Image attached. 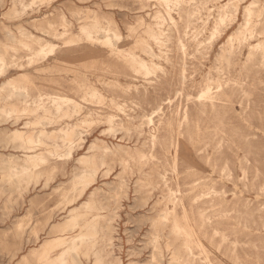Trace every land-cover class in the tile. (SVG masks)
<instances>
[{
  "label": "rangeland",
  "instance_id": "obj_1",
  "mask_svg": "<svg viewBox=\"0 0 264 264\" xmlns=\"http://www.w3.org/2000/svg\"><path fill=\"white\" fill-rule=\"evenodd\" d=\"M182 1L186 4L195 2ZM199 1L201 3L196 6L191 4V8L195 9L187 18L177 5L171 4L168 7L170 18L163 19L162 12L160 18L155 17L157 10L162 9L149 0H0V42L4 45L2 53L5 55L0 85L7 79H18L23 72L29 75L34 86L24 80H20L19 84L29 85L31 95L36 89H40L81 104L79 113L71 112L72 105L69 103L64 104L61 112L54 111L51 115L53 124L47 126V137L34 149L27 150L22 148L25 144L21 140L11 139L10 130L20 128L27 131L31 139H35L45 128L42 123L46 120L42 114L22 112L25 105L23 93L8 96L10 91H5L0 102L1 107L14 108L17 113L9 119H6L4 113H0V264H21L28 256L29 262L36 264V258L30 254L42 244L55 240L57 236L68 239L79 233L84 235V239L77 241L76 250L67 256L65 264H183L182 260H172V252L179 247L181 239L170 233V219L172 215L181 216V202L186 206L195 203V194L207 189L208 185L204 187L201 185L204 180L200 181L183 201H179L178 197L182 193L175 191L184 190L187 185L181 179L178 180L179 183L175 180L177 172L183 170L181 161L178 162L176 170H173L171 157L165 154L164 148L168 140L176 134V122L173 121L168 126L166 117L170 112L180 109L185 103L186 93L195 95L208 78L212 80L210 83L213 87L217 79L225 80L233 70H242V73L247 74V92L243 101L252 109L249 111L250 121L260 126L264 118L263 59L255 57L246 61L248 49L243 47V54L232 59L231 65L227 66L225 62L216 59L226 38L218 41L210 36L211 28L220 12L226 10L232 13V20L228 21V26L232 27L229 35L243 27L244 8L251 6L254 10L263 9L264 0ZM94 14L99 17H112L121 34V40L117 43L120 50L133 52L147 63L153 62V70L148 74L134 72L128 65L127 58L109 54L106 46L100 43L95 45V51L75 49L67 52V42L79 33L80 25ZM44 18L53 22L56 35L45 34L47 26L33 27L34 23H39ZM185 18L189 21L188 27H185ZM64 22L65 27L62 25ZM149 26L162 31L163 41L160 47L149 37ZM256 28L257 31L260 30L261 25ZM21 29L39 36L43 42L60 46L61 50L44 58L39 57L31 67L20 70L12 67L10 55L24 54L22 50L15 51L10 47H19L17 39L23 37ZM184 29H187L189 37L197 34L202 48L213 45L214 50L209 60L201 59L200 63L195 57L188 56L189 75L185 90L181 92L178 79L182 55L178 41L184 37ZM261 36L257 34V37ZM140 39L148 42L154 55L144 51L140 46ZM190 44L188 49L192 52L193 44ZM193 77L197 79L195 85L191 84L190 79ZM90 89L100 94L99 100H91L89 97L87 100L83 99ZM167 98H170L169 102ZM235 109H239L238 104H235ZM224 116L228 117L229 123L235 120L239 122L232 111ZM209 117L210 115L207 119ZM149 118L152 119L150 124ZM26 122H30V125H25ZM71 125L70 130L80 136L75 146L80 147L72 149L70 155H66V148L62 144L72 133L59 131L58 127ZM149 130L159 137L152 145L148 140ZM258 150L260 159L264 161V144H259ZM102 152L106 167L91 175L90 171L96 166L97 156ZM26 153L42 154L45 161L36 163L33 168L35 175L18 179L11 175L15 170L13 166L32 165L25 163ZM263 161L260 170L264 173ZM198 162L203 165L202 161ZM106 169L108 172L104 174ZM207 169L210 173L211 168ZM156 171L166 174L169 178L168 186L159 180ZM226 173L227 171H221L217 166L212 183L216 189L226 192L228 202L222 207L226 216H215V211L211 208L203 211L205 215H211L209 222L220 220L221 224L206 225L198 230L204 252L198 247L194 248L192 263L189 264H206L205 256L214 262L232 264L227 256L230 246L228 239L231 236L223 239L221 234L229 235V226L227 228L226 224L233 221L234 214L242 220L245 217L248 224H239V256L242 259L248 258L254 264H264V237H258L256 214L251 217L245 215L248 209L241 203V197L246 196L249 199L256 198L264 204V190H258L262 177L256 180L254 186L249 187V191L246 189V192H238L243 190L238 183L235 199L232 195L233 186ZM191 180L192 178L186 179L187 182ZM168 187L174 190L176 196L168 197ZM108 196L113 198L106 200ZM200 199L198 198V204H202L206 197ZM71 214L77 215L76 224L69 221L68 226L61 231L60 227ZM165 214L168 215L167 219L162 217ZM193 216L196 221L200 220L197 211L191 213L192 218ZM107 224L110 225L108 234L111 240L105 245L102 236L107 232ZM214 226L217 228L216 232L213 230ZM64 246L51 247L49 255L56 257ZM160 259L162 260L159 261Z\"/></svg>",
  "mask_w": 264,
  "mask_h": 264
},
{
  "label": "bare ground",
  "instance_id": "obj_2",
  "mask_svg": "<svg viewBox=\"0 0 264 264\" xmlns=\"http://www.w3.org/2000/svg\"><path fill=\"white\" fill-rule=\"evenodd\" d=\"M149 1H153L154 3L152 4L162 9V11L157 10L155 17L160 18V12H162L163 19L170 18L168 7L171 6V4L177 5L187 18L190 13L195 9L194 7L191 8V4H194L196 6V4L201 3V1L199 0H195V2H192L190 4H186L182 0ZM234 11H236V8ZM243 15V27L237 32L228 35L229 30H231L232 28L231 26H228L230 25L228 21L232 20V13L226 10L222 11L219 13L218 18L213 24L210 31L211 38H216L218 41H222L224 38H226V40L223 42L219 49V53L217 54L216 59L219 62H225L227 66L231 65L232 59L238 58L239 55L243 54V47H247L248 49L246 61H251L255 57H259L263 59L261 60V63L264 64V8L254 10L251 6H246L244 8ZM88 18L89 20L87 22L80 25L79 33L67 42V52L75 49H80L88 52L95 51V45L100 43L106 46L107 52L109 54L117 56L121 55L127 58V63L134 72H142L148 74L153 70V62L147 63L143 59L138 58V56L133 52L120 50V48L117 46V43H119L121 40V34L119 32V28L116 22L112 19V17H99L94 14ZM186 18L184 20V24L185 27H188L189 21ZM52 25L53 22L44 18L39 23H34L33 27L40 28L41 26H47L48 29H45L44 33L48 35V33L54 34L55 29ZM62 25L63 27H65V22L62 23ZM257 25H261V29L258 31L256 28ZM147 28L149 37L154 41V43L158 45V47H160L163 41V39L161 38L162 31L156 30L151 26ZM66 31L67 30L65 29V32ZM20 32L23 37L17 39L19 47H15L14 45L10 46L15 51L22 50L24 52L22 56L16 54L10 55V57L12 58L11 66L16 69L20 70L26 67H31L37 62L39 57L44 58L49 55L56 54V52L61 50L60 46L52 44L48 41L43 42L39 36H36L31 32L24 31L22 29L20 30ZM183 32L184 37L179 38L178 41V46L182 55V65L179 71L178 79L179 85L181 86V92L185 90V84L189 75L187 73L188 56L191 55L195 57L198 63H200L201 59L209 60L214 50L213 45H208V47L202 48L201 40L199 39L197 34L192 35L193 37H189L187 36V29H184ZM6 34L9 35L8 33ZM100 34H102L101 37L99 36ZM257 34L262 36L257 37ZM253 40H255V43H252ZM139 41L140 46L143 47L146 53H148L149 55H154L152 49L150 48L146 40L140 39ZM190 42L193 44V48L191 50L192 52H189L188 49V47L191 45ZM3 46V43L0 42V75L3 73L5 64V55L2 53ZM72 46L77 47L73 48ZM19 59H24V61H21ZM194 71H196V69H194ZM19 76L20 77L18 79H7L2 82V84L0 85V102L4 98L6 90L10 91L8 96L23 93L25 97V105L22 109V112L26 114H42L43 118L46 120L44 123H42L45 128L42 129L37 134V136H35V139H31L27 131L24 132L20 128H13L10 130L11 139L21 140L22 143L25 144L24 146H22V148L31 150L34 149L36 145L42 143L43 138L47 137L49 133L47 126L53 124L51 115L54 113V111L56 113L61 112L63 110L64 104L67 105L66 103H69L72 105L71 112L79 113L81 110V104L70 98L48 93L40 89H36V92L31 95L29 93V85L32 87L34 85H32L29 75L27 73L22 72L19 74ZM246 77L247 74L242 73V70L238 72H236V70H233V72H230L229 77L225 80L220 81L217 79L213 87L210 83V81L212 80L208 78L203 84V87L199 89L195 95L191 93H186L185 103L180 107V109H177L174 112H170L169 115L166 117L165 121L168 126H171L173 121L176 122V134L174 137H170V139L168 140V143L164 148L165 154L166 156L171 157V161L173 163V170H176L178 162L181 161V165H183V170L177 172V174L175 173V180H177V183H179L178 180L181 179L183 180V184L187 185L184 190L177 189L175 191V193L179 191L182 193V195L178 197L179 201H183V199L188 196L189 193L198 184H200V181L204 180V182L201 183L202 186L207 187L206 185H208L207 189L201 190L197 194H195L194 197L196 198L193 200L195 203L189 206H186L182 202L180 203L182 209V214L180 217L176 215L171 216L170 233H173L176 238L181 239L179 247L176 249V251L172 252V260H182L183 264H189L192 263V251L194 248L198 247L202 252H204V245L201 239L198 237V230H201V228L205 227L206 225L212 226V224H221L220 220H216L214 221V223H212V221L209 222V220L211 219V215H205L203 212L204 210L211 208L214 209L213 211H215V216H226L225 211L222 210V207L224 205H227L226 203L228 202V199L225 196L226 192L221 189H216L212 185L214 181L213 173L217 166L220 168L221 171H227V178L233 186V198H237L235 197L237 194L235 190L238 186V183H240L243 188V190H239L238 192H246V189L249 191V187L254 186L256 180H258L259 177H262V181L258 185V190H264V173L260 170V166L262 165L263 160L260 159L261 157L259 155L258 150V145L264 144V118L260 126L254 125L250 121L249 111L252 109L248 104L244 103L243 101V96L246 95L247 92ZM20 80L26 81L29 85H20ZM190 80L192 85H195L197 83V79H195V77ZM87 97H89L91 100H99L100 94L96 90L90 89L85 93V97H83V99L87 100ZM166 100L167 102H169L170 98H167ZM235 104L239 105V109H235ZM158 110H160V107L158 108ZM253 110L256 109L253 108ZM230 111L234 113L236 119H238L239 122L237 120H235L233 123H229L227 121L228 117L224 115L226 113L228 114ZM0 113H4L6 119H9L11 118V116L16 115L17 111L14 108L4 109L0 105ZM208 115H210L209 119H207ZM162 120L163 118L161 119V121ZM151 122L152 119L149 118L148 124H150ZM25 125H30V122H26ZM71 127L72 125L66 127H58L59 131H64V133L70 131L72 133V135L70 134V138H68V140L66 142H63L62 144L66 148V155H70L72 149H77L80 147V145L75 146L76 141L79 140L80 136L77 134V132H72V129L70 130ZM158 138L159 137L155 132L149 130L148 140L151 145L155 144L158 141ZM90 147H93V145H91ZM103 152L97 156L96 166L90 171L91 175L96 174L99 170L101 171L103 168L106 167L105 155ZM58 156L60 157V155ZM198 160L202 161L203 165H201ZM24 161L25 163H32V165L29 166L27 164H22L19 167L13 166L15 167V170L12 171V176H16L19 179L20 177L24 176L29 177L35 175L33 168L37 165V162L45 161V157L42 154L26 153ZM207 167L211 168L210 173L207 172L209 171ZM107 172L108 169H106L104 174H107ZM156 174L159 180H162L163 184L168 186L167 180H169V178L166 177V174L160 171H156ZM188 178H192V180L187 182L186 179ZM206 179L209 181V183H211V185L207 183ZM112 185L114 186V184ZM118 189L119 188L115 190L118 192ZM167 190L169 198L172 196H176L174 194V190H172L170 187H168ZM259 192H257L256 195H258ZM110 197H106V200ZM205 197L206 199L204 202H202V204L197 203L198 198H201L200 200H202ZM241 200V203L244 204L248 209V211L245 212V215L251 217L253 214H256L255 223L256 228L258 230V237H264V204L260 203L259 200H256V198L249 199L246 196L241 197ZM116 211L117 210H115V212ZM194 211H197L200 220L196 221V219H194V216L193 218L191 217V213H194ZM167 216L168 215L165 214L162 217L164 219H167ZM232 218L233 221L226 224L227 228L229 226V235H225L223 233L221 234L223 239L228 236H231L230 239H228V241L230 242V246L228 248L227 256L232 264H254L246 257L242 259L237 251L238 244L240 243L237 234L239 224H242L243 226H248L247 220L245 219V217L244 220H242L240 216L236 214H234ZM76 219L77 215L71 214L69 219L60 227V230L63 231L66 226H68L69 221H72V223L76 224ZM105 226L107 232H104V235L102 236V241L105 245H108L111 240V237L108 234L110 225L107 224ZM198 226L199 228H197ZM216 229L217 228L214 226V232H216ZM83 239L84 235L82 233H79L78 235L68 239L64 238L63 236H57L55 240L42 244L37 250L33 251L30 256L36 258V264H65L67 256H69L72 252L76 250L77 241H83ZM26 241L27 240H25V242ZM58 245L65 246L63 250L56 255V257L52 258L49 255V250L51 247ZM111 251H113V249ZM139 252H141V250ZM153 252L151 256L153 255ZM204 259L206 264H223L221 261H212L208 258V256H205ZM161 260L162 259H160L159 261ZM21 264H31L29 262V256L24 258Z\"/></svg>",
  "mask_w": 264,
  "mask_h": 264
}]
</instances>
